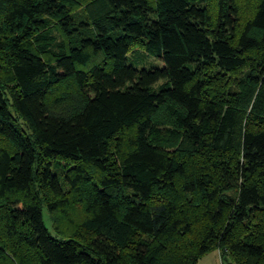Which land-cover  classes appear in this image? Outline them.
<instances>
[{"label": "trees", "instance_id": "obj_1", "mask_svg": "<svg viewBox=\"0 0 264 264\" xmlns=\"http://www.w3.org/2000/svg\"><path fill=\"white\" fill-rule=\"evenodd\" d=\"M214 250L264 264V0H0V264Z\"/></svg>", "mask_w": 264, "mask_h": 264}, {"label": "rangeland", "instance_id": "obj_2", "mask_svg": "<svg viewBox=\"0 0 264 264\" xmlns=\"http://www.w3.org/2000/svg\"><path fill=\"white\" fill-rule=\"evenodd\" d=\"M128 58L130 62L138 69L150 68L152 66H157V67L161 66L159 59L150 56L141 50L133 49L131 52H129ZM44 215H45V224L51 230L50 222L47 218L46 211L44 212ZM229 262H230L229 259L226 258L223 263L220 258V254L218 250H214L203 256L201 259H199L197 264H229Z\"/></svg>", "mask_w": 264, "mask_h": 264}]
</instances>
